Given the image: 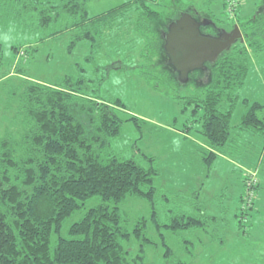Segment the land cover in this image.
<instances>
[{"label": "trees", "instance_id": "trees-1", "mask_svg": "<svg viewBox=\"0 0 264 264\" xmlns=\"http://www.w3.org/2000/svg\"><path fill=\"white\" fill-rule=\"evenodd\" d=\"M176 1L181 2L170 4L175 7L174 17L163 0H131L97 16L90 15L89 0H0V10L11 13L30 32L58 27L49 38L71 34L72 48L86 42L92 52L103 31L128 17L146 38L147 50L154 57L157 51L161 81L169 85L180 82L168 63L162 34L185 12L201 16L191 6L178 8ZM228 7L226 0L224 8L238 18L244 40L222 53L215 64H207L206 71L190 75L188 83H195L201 92L185 100L194 108L183 131L190 136L201 125L199 132L207 145L200 153L208 170L221 155L240 157L238 138L243 134L261 137L259 153L264 158V104L245 99L249 110L237 128L232 126L250 72V51L264 50V5L254 17L244 20L239 17L242 6L236 5L232 13ZM203 15L218 22L211 13ZM166 21L170 22L166 25ZM21 47L26 48H14L16 56L31 57L30 47ZM14 67V74L22 76L23 82L11 92L10 100L19 101L24 133L20 141L10 136L0 140V264H145L144 248L151 243L145 236L147 220L142 219L134 231L142 242L134 257L128 244L131 233L125 227L128 218L121 205L128 198H144L155 209L158 190L154 180L160 171L155 158L144 156L149 163L145 167L112 151V140L121 137L124 123L117 111L125 110V105L119 99L107 102L90 95L84 76L49 85L30 81L24 68ZM129 120L139 122L136 117ZM244 187L240 213H236L240 227L249 220L248 212L255 208L262 187L257 170L246 174ZM93 201L96 205L89 207ZM84 209L82 218L69 226L68 236H62L68 220ZM198 211L200 215H176L167 228L175 232L206 230L208 221L224 220L218 237L210 236L213 242L225 243L221 230L229 224L227 218L209 216L201 206ZM244 215L247 217L241 219ZM156 218L154 211L153 220ZM164 255L172 259L174 252L167 247Z\"/></svg>", "mask_w": 264, "mask_h": 264}, {"label": "rangeland", "instance_id": "rangeland-1", "mask_svg": "<svg viewBox=\"0 0 264 264\" xmlns=\"http://www.w3.org/2000/svg\"><path fill=\"white\" fill-rule=\"evenodd\" d=\"M129 1L89 0V12L91 16H97ZM172 1L163 0L169 15L175 12L174 6L170 8ZM224 1L176 2L179 3L178 8L191 6L203 17L206 16L203 14L211 13L214 20L229 24V29H234V25L239 26L238 18L225 10ZM227 1L230 9V1ZM240 4L242 10L239 17L244 20L254 17L264 5V0H241L236 5L240 8ZM129 20L127 17V20L117 22L113 29L103 31L97 40L96 50L92 52L86 42L72 48L71 34L49 38V34L58 27L30 32L11 13L1 9L0 75H6L0 78V140L10 136L20 141L24 133L19 101L17 98L10 100L11 92L23 82L22 76L14 74V65L24 68L30 81L49 85L58 84L66 77L79 79L84 76L88 80L90 95L107 102L119 99L126 107L117 111L124 123L121 137L112 140V151L125 159H135L145 167L149 163L144 156L155 158V166L160 171L154 180V187L158 190L155 209L144 198H128L121 205L128 218L125 227L131 233L128 244L132 256L137 257L142 245L134 231L145 218V236L151 240L144 248L145 264H264V158L259 153L263 145L261 137L239 136L240 157L221 155L208 170L200 153L207 145L206 138L199 132L201 125H196L190 136L183 131L194 108L185 104V100L200 94L201 89L192 82L187 85L162 82L157 51L154 57L147 50L146 38L139 35L133 28L134 23L130 24L132 19ZM170 21H166V25ZM21 46L30 47L31 57L16 56L15 47L26 48ZM250 53V72L240 91L241 99L232 119L235 128L249 110L250 105L244 103L245 99L264 104V50ZM90 56H93L91 61L88 59ZM175 95L182 98L178 99ZM132 117L139 122L129 120ZM251 170H257L262 187L257 193L255 208L248 212L249 220L240 227L236 213H240L241 195L245 193L244 178ZM96 203L90 202L89 207ZM198 206L209 216L227 218L229 224L223 230L225 243L213 242L210 236L218 237L224 220L221 223L218 220L208 221L206 230L175 232L167 228L178 214L200 215ZM85 211L68 220L62 236H68L69 226L80 220ZM154 211L157 213L156 221L153 220ZM245 217L247 215L241 219ZM167 247L174 252L172 259L165 258Z\"/></svg>", "mask_w": 264, "mask_h": 264}, {"label": "water", "instance_id": "water-1", "mask_svg": "<svg viewBox=\"0 0 264 264\" xmlns=\"http://www.w3.org/2000/svg\"><path fill=\"white\" fill-rule=\"evenodd\" d=\"M209 24L185 12L162 34L168 63L183 85L190 81L192 73L206 71L207 64H215L222 53L230 50L238 40H244L238 25L231 32L221 29L219 36L203 34L202 28Z\"/></svg>", "mask_w": 264, "mask_h": 264}, {"label": "flooded vegetation", "instance_id": "flooded-vegetation-1", "mask_svg": "<svg viewBox=\"0 0 264 264\" xmlns=\"http://www.w3.org/2000/svg\"><path fill=\"white\" fill-rule=\"evenodd\" d=\"M194 16V15H193ZM198 21L200 22H206V23H210L207 27H203L202 28V33L206 34V35H211V36H219L220 34V30L221 29H226L228 32L233 31V29H229V24L224 25L222 22L218 21L217 23H215L212 19L203 17V16H196L195 17ZM236 26V25H234Z\"/></svg>", "mask_w": 264, "mask_h": 264}, {"label": "built area", "instance_id": "built-area-1", "mask_svg": "<svg viewBox=\"0 0 264 264\" xmlns=\"http://www.w3.org/2000/svg\"><path fill=\"white\" fill-rule=\"evenodd\" d=\"M237 2L238 1H236V0H230V12L231 13L233 12V9H234L233 7L236 6Z\"/></svg>", "mask_w": 264, "mask_h": 264}, {"label": "crops", "instance_id": "crops-1", "mask_svg": "<svg viewBox=\"0 0 264 264\" xmlns=\"http://www.w3.org/2000/svg\"><path fill=\"white\" fill-rule=\"evenodd\" d=\"M240 1H241V0H240ZM241 6H242V5H241ZM221 231H223V229H222ZM224 236H225V235H224ZM224 236H223V237H224ZM244 237L246 238L247 236H244Z\"/></svg>", "mask_w": 264, "mask_h": 264}]
</instances>
